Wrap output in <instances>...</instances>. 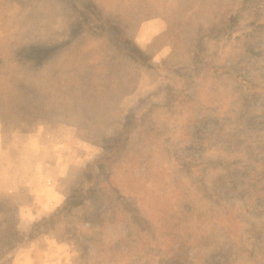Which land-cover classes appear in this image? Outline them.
<instances>
[{
    "label": "rangeland",
    "instance_id": "374dc122",
    "mask_svg": "<svg viewBox=\"0 0 264 264\" xmlns=\"http://www.w3.org/2000/svg\"><path fill=\"white\" fill-rule=\"evenodd\" d=\"M248 2L0 0V264H264Z\"/></svg>",
    "mask_w": 264,
    "mask_h": 264
},
{
    "label": "trees",
    "instance_id": "16d2710c",
    "mask_svg": "<svg viewBox=\"0 0 264 264\" xmlns=\"http://www.w3.org/2000/svg\"><path fill=\"white\" fill-rule=\"evenodd\" d=\"M254 1H256V0H249V2L243 6L242 11H247L248 9H250V8H249V4H252V2H254ZM82 2H84V0H82ZM86 3H87V2H86ZM235 19L237 20V18H235V17H234V19H231V20L229 19V22H230L231 24H228V25H226V26H223L222 29L219 31V33L222 32L223 29H224V30H225V29H228V27H229L230 25L232 26V23L235 22ZM224 23H225V22H224ZM208 35H210V34H208ZM215 69H217V67H215ZM93 167H94V165L91 166L92 169H93ZM84 178H86V177H84ZM84 195H85V194H84ZM84 195L79 196L78 193H77L76 191H74V192L70 195L68 201L66 202V205H65V204L62 205V206H61V207H60V208L54 213V215H52V217H50V218H49V217L45 218L44 221H41V222L37 223L36 226H37V227H41V226L43 225V223H46L47 221H54V219H55L57 216H59V215H64L65 213H67V212L70 210V208H71L72 206H75V205H77V204H80V202L82 201ZM124 196L127 197L126 194H124ZM124 200H125V199H124ZM71 201H73L74 203H73V202L71 203ZM68 204H69V205L71 204V205L68 207V206H67ZM66 211H67V212H66ZM18 236H19V232H15V233L13 232V233H10V231H9V227H6V228H1V227H0V248H1L3 245H6V243L9 244V245H11V242H10V241L15 240ZM0 257H2V254L0 255Z\"/></svg>",
    "mask_w": 264,
    "mask_h": 264
}]
</instances>
